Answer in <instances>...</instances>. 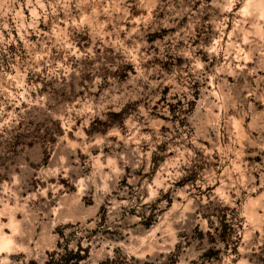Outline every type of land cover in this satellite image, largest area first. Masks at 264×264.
Segmentation results:
<instances>
[{
    "label": "rangeland",
    "instance_id": "rangeland-1",
    "mask_svg": "<svg viewBox=\"0 0 264 264\" xmlns=\"http://www.w3.org/2000/svg\"><path fill=\"white\" fill-rule=\"evenodd\" d=\"M0 228V264H252L264 0H0Z\"/></svg>",
    "mask_w": 264,
    "mask_h": 264
},
{
    "label": "trees",
    "instance_id": "trees-1",
    "mask_svg": "<svg viewBox=\"0 0 264 264\" xmlns=\"http://www.w3.org/2000/svg\"><path fill=\"white\" fill-rule=\"evenodd\" d=\"M114 115H119V113H114ZM23 137V135H20ZM209 233V232H208ZM81 246L77 248L76 250H66L65 253L58 252V256L52 257L49 261H47L45 264H80L81 260L85 258L87 248H85L84 254H81ZM175 253H170L169 258L170 262L169 264H175L176 258H173ZM256 259L252 261V264H264V245L260 247V251L256 254ZM140 264H154L151 261H143L140 262Z\"/></svg>",
    "mask_w": 264,
    "mask_h": 264
},
{
    "label": "bare ground",
    "instance_id": "bare-ground-1",
    "mask_svg": "<svg viewBox=\"0 0 264 264\" xmlns=\"http://www.w3.org/2000/svg\"><path fill=\"white\" fill-rule=\"evenodd\" d=\"M1 229V228H0ZM0 234L2 235L1 241H0V248H11V246L14 244L13 239L9 236L6 235L3 230L0 231ZM12 249V248H11ZM1 250V249H0Z\"/></svg>",
    "mask_w": 264,
    "mask_h": 264
}]
</instances>
